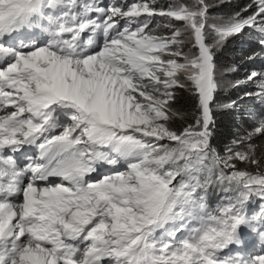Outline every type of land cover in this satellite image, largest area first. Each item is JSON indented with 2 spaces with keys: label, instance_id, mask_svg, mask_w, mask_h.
<instances>
[{
  "label": "snow or ice",
  "instance_id": "obj_1",
  "mask_svg": "<svg viewBox=\"0 0 264 264\" xmlns=\"http://www.w3.org/2000/svg\"><path fill=\"white\" fill-rule=\"evenodd\" d=\"M213 7L0 0V264H264V64L225 84L216 59L245 29L264 49V0ZM248 84L221 151L218 94Z\"/></svg>",
  "mask_w": 264,
  "mask_h": 264
},
{
  "label": "trees",
  "instance_id": "obj_2",
  "mask_svg": "<svg viewBox=\"0 0 264 264\" xmlns=\"http://www.w3.org/2000/svg\"><path fill=\"white\" fill-rule=\"evenodd\" d=\"M211 1V0H209ZM251 0H214L211 4L223 3V7H213L210 11V15H220L224 13H230L240 10L245 4L250 3ZM261 47L257 42V37L254 33L241 34L237 37L229 39L227 44L217 52V63L221 72L223 69L237 65L238 69L241 67L239 64L243 62L244 68L247 67L250 70L256 68L259 69L264 62L257 58L248 60V57L253 55H259ZM243 74L237 70L234 73H228L222 76L223 81L227 84L230 81L241 80ZM253 86L242 85L239 88L226 89L218 94V101L228 102L229 100H238L240 95L245 90H252ZM183 99L180 105L182 111L186 114L187 122H193V108L194 101L185 93L182 94ZM259 113L261 108L255 104L253 100L245 99L239 101L234 109H225L223 111H217L215 113L216 125L215 134L213 137V144L217 146L221 151L226 143H228L233 137L238 134H242L243 131L249 129L252 120L248 115V112ZM179 123V121H177ZM256 143H260L259 140ZM244 167V165H239Z\"/></svg>",
  "mask_w": 264,
  "mask_h": 264
},
{
  "label": "rangeland",
  "instance_id": "obj_3",
  "mask_svg": "<svg viewBox=\"0 0 264 264\" xmlns=\"http://www.w3.org/2000/svg\"><path fill=\"white\" fill-rule=\"evenodd\" d=\"M214 0H211V1H209V3L211 4L212 2H213ZM217 1V0H216ZM220 1H222V0H220ZM169 2H172V0H157V3L158 4H160V5H165V4H167V3H169ZM191 2V0H189V3ZM249 33V34H251V33H253V30H250V29H245V31L242 33V34H246V33ZM255 58H257L258 60L260 59H262V56L261 55H256L255 56ZM254 58V59H255ZM241 67L238 69L239 70V72H241L242 74H243V78L241 79V80H243L244 79V77H245V74L247 73V72H249V69L247 68V67H245L244 68V66H243V62H241L240 64H239ZM249 86H253L254 87V85H251V84H248ZM222 195V193H218V192H212L211 194H210V197H209V201H210V204L212 205V206H215V204L219 201V198H220V196ZM252 202H254L253 203V205L251 206V207H249V209H250V211L251 210H258V202L254 199ZM250 238V237H249ZM259 246V245H258ZM251 250V249H250ZM259 251V249H255L254 251H251V253L252 254H256L257 252Z\"/></svg>",
  "mask_w": 264,
  "mask_h": 264
}]
</instances>
